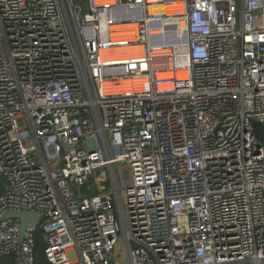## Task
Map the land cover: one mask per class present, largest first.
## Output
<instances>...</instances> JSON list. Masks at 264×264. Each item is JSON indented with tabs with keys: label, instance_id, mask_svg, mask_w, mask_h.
Returning <instances> with one entry per match:
<instances>
[{
	"label": "built area",
	"instance_id": "2783aa9c",
	"mask_svg": "<svg viewBox=\"0 0 264 264\" xmlns=\"http://www.w3.org/2000/svg\"><path fill=\"white\" fill-rule=\"evenodd\" d=\"M250 119L264 0H0V256L264 264Z\"/></svg>",
	"mask_w": 264,
	"mask_h": 264
},
{
	"label": "water",
	"instance_id": "95a60500",
	"mask_svg": "<svg viewBox=\"0 0 264 264\" xmlns=\"http://www.w3.org/2000/svg\"><path fill=\"white\" fill-rule=\"evenodd\" d=\"M250 125L257 144L264 145V122L258 121L256 119H250ZM79 191L82 193L91 194L92 188L87 184H84L80 186ZM42 216V213L36 210L7 211L0 218V220H6L10 218L19 220V241L21 242L24 238L27 227L38 226Z\"/></svg>",
	"mask_w": 264,
	"mask_h": 264
},
{
	"label": "trees",
	"instance_id": "16d2710c",
	"mask_svg": "<svg viewBox=\"0 0 264 264\" xmlns=\"http://www.w3.org/2000/svg\"><path fill=\"white\" fill-rule=\"evenodd\" d=\"M44 239L41 233L36 236V247H35V264H51L48 262L44 255ZM0 264H18L16 258L13 255L0 256Z\"/></svg>",
	"mask_w": 264,
	"mask_h": 264
},
{
	"label": "rangeland",
	"instance_id": "374dc122",
	"mask_svg": "<svg viewBox=\"0 0 264 264\" xmlns=\"http://www.w3.org/2000/svg\"><path fill=\"white\" fill-rule=\"evenodd\" d=\"M75 1H76V3H81V0H75ZM120 245H121V241L118 243V245L116 246V248L114 250L115 254H117V252L119 251ZM120 259H121V262L124 263V257L121 256Z\"/></svg>",
	"mask_w": 264,
	"mask_h": 264
},
{
	"label": "bare ground",
	"instance_id": "6f19581e",
	"mask_svg": "<svg viewBox=\"0 0 264 264\" xmlns=\"http://www.w3.org/2000/svg\"><path fill=\"white\" fill-rule=\"evenodd\" d=\"M162 76H163V77H169V76H170V74H168V73H165V74H163Z\"/></svg>",
	"mask_w": 264,
	"mask_h": 264
}]
</instances>
